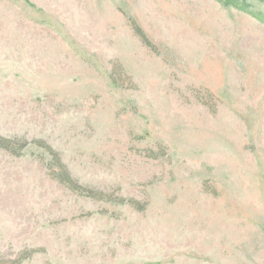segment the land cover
Wrapping results in <instances>:
<instances>
[{
	"label": "rangeland",
	"instance_id": "374dc122",
	"mask_svg": "<svg viewBox=\"0 0 264 264\" xmlns=\"http://www.w3.org/2000/svg\"><path fill=\"white\" fill-rule=\"evenodd\" d=\"M0 264H264V0H0Z\"/></svg>",
	"mask_w": 264,
	"mask_h": 264
}]
</instances>
